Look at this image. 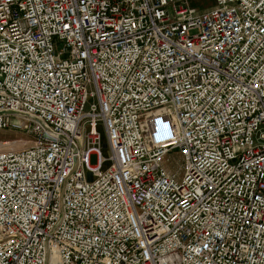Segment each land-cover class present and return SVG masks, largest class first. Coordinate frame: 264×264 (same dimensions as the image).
<instances>
[{
  "label": "built area",
  "instance_id": "built-area-1",
  "mask_svg": "<svg viewBox=\"0 0 264 264\" xmlns=\"http://www.w3.org/2000/svg\"><path fill=\"white\" fill-rule=\"evenodd\" d=\"M0 130V264H264V0H0Z\"/></svg>",
  "mask_w": 264,
  "mask_h": 264
},
{
  "label": "rangeland",
  "instance_id": "rangeland-1",
  "mask_svg": "<svg viewBox=\"0 0 264 264\" xmlns=\"http://www.w3.org/2000/svg\"><path fill=\"white\" fill-rule=\"evenodd\" d=\"M188 4L198 11H204L208 10L213 5V0H186ZM99 131L101 134L102 139V146H101V154L103 157L107 158L110 155L109 149L104 146V144L107 142V137L105 130L102 125L99 126ZM32 137L25 134L21 131H15V130H0V150H6V149H20L26 145H29L30 143H26V141H31ZM168 163L166 164L167 168L171 170L172 172H175L178 177L181 176V168L179 165L178 156L176 154H172L169 156ZM90 164L95 165L96 164V155L91 154L90 156ZM110 162H105L102 166L103 169L107 168L109 166Z\"/></svg>",
  "mask_w": 264,
  "mask_h": 264
},
{
  "label": "bare ground",
  "instance_id": "bare-ground-1",
  "mask_svg": "<svg viewBox=\"0 0 264 264\" xmlns=\"http://www.w3.org/2000/svg\"><path fill=\"white\" fill-rule=\"evenodd\" d=\"M1 146V145H0Z\"/></svg>",
  "mask_w": 264,
  "mask_h": 264
}]
</instances>
